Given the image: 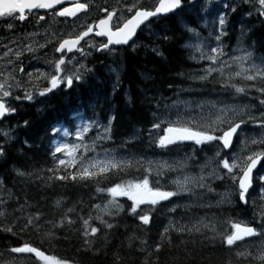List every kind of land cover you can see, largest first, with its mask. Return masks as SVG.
<instances>
[{"label":"trees","instance_id":"obj_1","mask_svg":"<svg viewBox=\"0 0 264 264\" xmlns=\"http://www.w3.org/2000/svg\"><path fill=\"white\" fill-rule=\"evenodd\" d=\"M156 24L148 33L155 41L152 47L143 49V43L142 48L134 53H130L132 50L128 48L121 49L120 62L124 63V70L116 63L121 74L113 91L110 90L112 79L109 73L116 77L114 68L108 73L106 72L108 64L105 62L107 59L97 60L93 64L92 77L89 78L93 81L88 82L85 79L78 86L77 92L81 95L46 100L40 111L29 105L25 112L13 116L17 122L13 130L14 140L8 142L0 138L1 148L4 150V155L0 158L2 177L0 200L5 201L4 204H0V208L6 212L5 216H0V229L10 227L13 231H0V251L29 243L44 251L45 255L67 260L70 264H144L146 260L149 262L154 260L156 264H261L259 260L253 259L258 254V249L254 244L249 245L257 237L239 241L230 248L222 243L219 236L215 240L211 239L213 233L207 229L191 233L186 231L183 234L172 231L168 234L170 243L168 239H162L160 236L170 222L191 226L200 220H204L205 223L209 221L217 223L221 232L227 229L230 233L231 224L223 223L228 220L246 221L264 230V225L259 223L260 214L264 212V201L260 199L258 179L254 181L246 204L239 202L238 193L230 197V202L216 203L233 188L232 181L225 178L206 181L211 184L213 191H199L202 196L203 194L207 196L205 200L210 203L191 205L184 199V194H181L176 196L177 198H171L170 202H161L155 208L142 205L143 211L140 214L150 211L149 225H143L136 216L130 214L128 209L131 201L127 197H118L117 200L123 205V210L113 216L104 217L113 225L111 229L92 221V225L98 226L100 231L95 237H90V251L85 250L83 237L80 235L79 218L80 216L87 218L89 212L95 216L96 211L92 205L103 206L110 197L107 193L96 192V181L74 183L71 180L48 179L57 174H66L63 167L58 168L51 155L54 151L52 139L58 135L53 134L51 129L58 125L72 129L75 126L74 114L78 111H83L87 117L98 118L102 123L114 117L111 124V139L98 142L95 150L108 149L118 159L128 160L133 165L127 175L113 174L108 181L101 184L102 187H110L122 179L126 181L137 176L142 178L143 167L148 166L146 163L148 157L156 160L158 156H164L163 161L168 165L175 166L177 162L186 165L183 169L176 168L175 171L164 170V175L159 177V181L160 186L166 190L174 188L168 183L171 177L184 172L200 173L201 165L214 157L217 151L222 153L219 159L230 157L229 154L225 156L219 142L197 146L193 142L185 141L166 148L157 147L154 139L163 134L162 129L155 138L147 131L151 129L157 115L162 117L165 113L164 108L172 99H177V103L173 105L178 111L187 104L190 119H196L195 121H199L202 116H209V113L204 112L206 107H203L207 101L211 103L220 101L223 106L248 105L256 117L264 113V105L259 103L264 97L256 92L255 88H249L247 94L235 96L231 90H224L218 85L215 88L211 87L214 81L192 79V75L199 73L200 69L193 63L198 61H188L185 51L181 48V34L175 32L180 27L178 29L173 20L168 19L158 20ZM258 25L264 29V20L258 18L246 28L251 30L248 36L255 42L253 47L257 46L263 51L264 45ZM184 33L186 34L185 31ZM165 35L168 39H163ZM147 36L140 35V40L144 42ZM185 38L187 41L191 37ZM190 50L192 51L191 47ZM88 83L90 86L87 88ZM237 83L242 84L241 80ZM253 83L257 86L264 85V81L259 80L251 81L247 85ZM177 90L180 92H176ZM24 121H28L27 126L24 125ZM262 134L264 128L256 126L252 121L247 122L242 125L240 133L236 136L232 152H240L243 147L241 140L245 137L259 138ZM249 149L264 150V145H249ZM247 153L248 151H245V154ZM157 164L154 161L153 165ZM48 169L58 170L49 172ZM17 170L26 175H18ZM260 171H264V161L261 162ZM152 177L154 180L157 179L155 175ZM181 196L182 198H178ZM57 201L61 202L60 206L56 205ZM173 206H177L176 210L169 212L168 209ZM69 208H74L69 216L75 223L69 225L64 221L61 224V217ZM37 213L39 220L31 227L25 228L27 218L35 217ZM141 240L147 242L146 246L141 245ZM157 242H160L162 247L159 252H154L152 249ZM141 247H146L148 251H139ZM244 249H249L251 255L236 257L235 253ZM149 251H152L150 257Z\"/></svg>","mask_w":264,"mask_h":264},{"label":"snow or ice","instance_id":"obj_2","mask_svg":"<svg viewBox=\"0 0 264 264\" xmlns=\"http://www.w3.org/2000/svg\"><path fill=\"white\" fill-rule=\"evenodd\" d=\"M243 3L255 7V11L259 17H264V0H242ZM199 0H116V6L110 10L108 7H99L93 3V0H0V19L8 21L18 20L24 22L28 16L37 15L33 10H45L46 15L48 10H51L53 17H74L72 21V30L68 33L67 38L59 39L54 47V52L59 53V58H47L45 54V63L48 65L47 71L34 69L32 72H26L23 66V60L28 56H35V53L40 49H45L48 45L54 44L58 38L57 33L53 30L51 33L52 38H46L43 43L35 39L39 33H27L22 39L18 37L9 38L7 43L0 41V61L4 63L0 65V118H4L9 114H14L16 108L12 107L9 103L10 99L32 101L35 96L46 97L49 93L64 87L71 89L74 82L80 83L89 74L92 69H89L76 58L75 55L65 59L67 53H79L81 57L91 55L86 48L81 45V41L87 45L88 48H94L97 52H113V46L128 45L133 41L137 30L141 26L150 24L153 18L167 17L169 14H175L177 10H181L187 4L190 8H195ZM69 4L70 6H64ZM258 5V7H256ZM98 7L99 12L103 13V17L99 18L93 23H87L88 12L90 8ZM217 8L219 5L216 6ZM225 9L229 8L227 3L223 4ZM233 12L236 10L233 6ZM201 11H207V5H202ZM83 13L84 19L81 20L78 14ZM252 13L249 12L248 15ZM45 20V15H39L37 23ZM76 21H80L77 24ZM67 23V21H65ZM227 13L218 12L216 17V26L213 31L215 34L216 46L197 44L195 50L199 52L201 60H207L209 63L199 70V73L193 74L192 79L199 81H214L218 83L224 90H231L235 96L247 94L249 88H255V91L264 97V85L257 86L256 83L252 85H242L237 83L238 80L243 81H264V58H261L260 63L254 61L253 53L242 49L239 44L235 51H243V55H229L224 50L222 37L228 33L226 31ZM12 23L7 24L9 30L13 29ZM186 31L191 35H195L199 39L197 29L186 25ZM78 29H80L78 31ZM243 35V29L241 30ZM90 34L95 37L101 38L99 41L90 38ZM212 33H210V36ZM163 39H168L165 35ZM14 45V47L10 46ZM133 43V47H134ZM192 47V45H189ZM154 51H156L154 49ZM159 55V52L157 51ZM225 57H227L225 59ZM195 58V57H193ZM250 62L248 67L245 63ZM19 74H24L21 76ZM26 77V78H25ZM17 91H22L23 96L15 94ZM261 105H264V98L259 100ZM175 106V105H173ZM200 107V105H198ZM210 115L208 117L202 116L199 121L192 119L185 120L183 115L179 112L176 114L175 119L165 117L161 119L159 115L156 116V121L152 123L150 132L162 129L163 134L158 135L154 139L157 147L166 148L169 145L178 142L190 141L195 145L200 146L204 144H211L212 142H219L223 145L224 149L231 150L233 145L234 135L238 133L242 125L252 121L256 126L264 128V113L259 117L252 114L248 105L242 106H229L224 105L219 108L215 104L210 105ZM81 123L75 127L74 136L77 141L83 142L85 139L84 134L88 133L92 128H102V132L97 133V136L89 146L83 143L69 144V143H56L54 144V151L51 153L53 159L59 167H63L66 174L54 175L48 177L49 180L56 179L75 182H88L96 181V192L98 194L107 193L110 197L103 206L100 204H93L92 208L96 211L93 216L89 212L87 218L80 216L81 223L80 235L83 237V244L85 250H91L90 237H95L100 228L93 226L92 221H97L98 225L111 229L113 225L108 222L104 217L113 216L119 211L123 210L117 198L127 197L131 201V206L128 209L130 214L143 224L149 225L151 214L144 212L141 208L142 205H148L152 208L160 205L161 202H170L171 198L187 193L196 195L197 189H206L213 191L210 183L206 181L210 179L223 180L225 178L232 181L233 188L228 195L222 196L221 201L218 203L230 202V197L238 193L239 202L247 203V194L253 186L257 177L254 176V170L257 169L259 163L264 161V150L251 151L249 145L260 146L264 145V134L261 137H252L251 139L245 137L241 140L243 147L240 152H233L231 157L219 159L222 155L220 151L214 154V157L209 158L200 167L199 175L185 174L183 177H177L170 181L174 185L173 190H166L160 186L159 177L164 175V170L175 171L176 168L183 169L186 165L182 162H177L175 166L164 164L153 165L152 161H148V166L143 167L144 175L142 178L139 176L133 177L129 180H121L110 187H102L101 184L108 181L113 174H125L133 166L128 160L118 159L115 154L108 149H103L102 154L95 156H86L87 152H95V145L111 139V124L114 117H110L107 125H99L97 121L84 120L79 113L74 114ZM28 121H24L27 126ZM167 124L165 127L164 125ZM53 134H62L64 137L73 135L67 128L62 126H53L51 129ZM5 139L10 138L8 131L0 132ZM152 137H150L151 139ZM83 151H80V149ZM245 151L249 154L244 155ZM57 153L63 154L66 158L57 157ZM4 155L3 148H0V156ZM218 159V163L216 160ZM223 169L224 171H221ZM58 169H48L49 172H55ZM139 171V168L137 169ZM206 173V174H205ZM20 176L26 173L17 170ZM155 175L156 180L153 182L150 178ZM258 179L262 185L260 199L264 201V175H259ZM11 195V193H9ZM5 201L0 200V204ZM61 202L57 201L56 205L60 206ZM190 206V205H189ZM177 206L169 208V212H174ZM112 209L116 211L113 212ZM74 211V208L66 210L64 216L61 217V224L67 221L69 225L75 223L69 214ZM6 212L0 208V216H5ZM261 219L259 223L264 225V212H261ZM39 213L35 217L29 216L25 228L31 227L35 221L39 220ZM223 223L231 224V231L225 229L223 232L219 231L217 223L204 220L198 221L191 226L181 225L175 222H170L165 226L164 230L160 233L162 239H168L169 233L172 231L178 234L184 232L191 233L192 231L200 232L202 229H207L213 233L211 239L215 240L217 236L220 237L223 244L230 248L235 246L237 242L244 241L245 238L264 236V230L257 229L243 222L225 221ZM56 225H54L55 227ZM24 229H22L23 231ZM0 231L12 232V228H3ZM147 242L141 240V245L146 246ZM162 244L157 242L152 249L154 252L161 250ZM139 251H148L146 247H141ZM12 253H30L34 254L36 261L40 264H70L67 260H58L54 256L45 255L37 247L24 243L22 246L13 247L10 249ZM152 251L148 252L149 257ZM236 257H247L251 255L249 249L237 251ZM119 259V258H117ZM253 259L259 260L264 264V244L258 248V254ZM144 264H156V261L149 262L146 260Z\"/></svg>","mask_w":264,"mask_h":264},{"label":"flooded vegetation","instance_id":"obj_3","mask_svg":"<svg viewBox=\"0 0 264 264\" xmlns=\"http://www.w3.org/2000/svg\"><path fill=\"white\" fill-rule=\"evenodd\" d=\"M145 2H150V0H145ZM93 3L95 5H98L99 7H108L109 10L116 6V0H93ZM227 3L229 5V8L225 9L223 7V4ZM202 5H207V11H201ZM219 5L217 8L216 6ZM64 6H70L69 4H65ZM235 7V11L233 12L231 9L232 7ZM258 7V5L256 6ZM34 12L37 13V15H29L28 19H26L24 22H20L18 20H13V21H8L6 19H0V41L7 43L9 38L12 37H18L22 39L25 34L27 33H39L40 35L36 36L35 39L38 40L39 42L43 43L46 38H52L51 33L53 30L57 33L58 38L55 40L54 44L48 45L45 49H40L35 53V56L28 55L24 60H23V66L25 68L26 72H32L34 69H40L42 71H47L48 65L45 63V54H47V58H59L60 54L54 52V47L58 43L59 39L67 38L68 33L71 32L72 30V21L75 20L76 18L74 17H53L51 15V10H48V14L46 15L45 10H33ZM218 12H226L227 13V26H226V31L227 35L222 37V40L227 42L230 45H234L237 36H240L239 33L236 35L237 31V22L235 20H247V19H252L253 21H257L258 18H262L258 16V13L255 11V7L245 4L242 2V0H199V3H197L195 8H190L187 4H185V7L181 10H177L175 14H169L167 17H158L162 19H168V20H173V22L179 27L180 24L186 19L191 18L192 21H199L200 25L199 26H192L196 28L201 34H206V31H203L207 28L205 25V20L213 19L214 23L212 25H209L207 28V31H212L213 27L216 26V17L218 15ZM251 12V15H248V13ZM39 15H45V20L38 21ZM81 18V20L84 19V14L80 13L78 14ZM103 17V13L99 12L98 7H93L89 9L88 12V20L87 23H93L94 21H97L99 18ZM67 21V23H65ZM12 23L14 25L13 29L9 30L7 28L8 23ZM77 24L80 23V21H76ZM172 26V25H171ZM144 27V26H143ZM142 27V28H143ZM66 28V29H65ZM68 29V30H67ZM182 32L186 31V28H181ZM62 30L65 32L62 34ZM80 29H78L79 31ZM258 30H264L262 28ZM173 31V30H172ZM250 32L251 30H245ZM177 32V31H175ZM263 32V31H262ZM245 36V41L242 43L248 47L250 45V41L252 38L250 36ZM91 39H94L96 41H99L101 38L95 37L93 34L90 35ZM84 42L81 44L83 45ZM131 46L133 43H129ZM14 47V45H10ZM141 47V46H140ZM116 49L117 47H114ZM2 51V50H0ZM88 52L91 53V55H88L86 62L87 64H92L94 63V58L92 57L96 52L90 48L87 50ZM73 55H78L77 53H67L65 56V59H68L72 57ZM82 58V57H80ZM4 62L0 61V65H2ZM92 72V71H91ZM90 72V74H91ZM21 76H24V74H19ZM26 78V77H25ZM65 89L64 87H61L60 89L54 91L53 93H49V97H57V94L60 93V90ZM15 94L23 96L22 91H17ZM70 94V93H67ZM43 98L38 95L35 96V99ZM9 103L12 105V107L16 108L15 114H22L25 112V110L28 108V105H30L27 100H15V99H10ZM34 102H32V106H34ZM14 114H9L4 118H0V132H2L4 129H11L12 126L10 125L12 121V117L16 116Z\"/></svg>","mask_w":264,"mask_h":264},{"label":"rangeland","instance_id":"obj_4","mask_svg":"<svg viewBox=\"0 0 264 264\" xmlns=\"http://www.w3.org/2000/svg\"><path fill=\"white\" fill-rule=\"evenodd\" d=\"M205 25L207 26V28H208V21H206V23H205ZM207 28L205 29V30H203V31H206L207 33L206 34H203V35H199V39H197L196 38V36H194V39L192 40V42H191V45H192V50H193V52H194V56L193 57H195L194 59L195 60H197L199 63H201V65H202V68H203V66H206L209 62L207 61V60H201L200 58H199V56H200V54H199V52H197L196 50H195V45H197V44H203V45H211V46H216V41H215V35L214 36H210V33L211 32H209V31H207ZM66 29V28H65ZM68 30V29H67ZM65 32V30L63 31L62 30V34L61 35H63V33ZM213 34V33H212ZM211 38H212V40H213V43H211ZM243 42V40L242 39H240L238 42H236L227 52H228V54L229 55H243L244 54V52L243 51H235V49L237 48V45L239 44V46L242 48V49H246L247 51H250L249 49H248V47H245L244 46V44L242 43ZM85 48H86V50H88L89 48L87 47V45L85 44V45H83ZM149 48V45H146L145 47H144V49H148ZM81 56H80V54L78 53V55H76V58L78 59V60H80V62L81 63H83L84 65H86V67H87V62H86V60L84 59V58H80ZM254 57V56H253ZM227 57H225V59H226ZM260 60L261 59H258V58H255L254 57V61L257 63V64H259L260 63ZM249 63L250 62H246L245 63V67H248L249 66ZM202 68H199V69H202ZM118 69H116V71H117ZM251 81H243V80H241V83H242V85L243 84H246L247 85V83H250ZM212 85H211V87H213V88H215V86L217 87V85L220 87V85L218 84V83H214V82H212L211 83ZM221 88V87H220ZM250 89H251V87H250ZM176 92H180V90H177ZM216 93H218V91H216ZM172 103V104H171ZM169 102V105L168 106H166V108H164L165 109V113L164 114H162V117H163V119L165 118V117H167V118H170V116H171V114H177V112H181V114H183V117H184V119L185 120H188V119H190V116H189V114H188V111H185L186 109H182V110H177V108L175 107V106H173V104H176L177 103V99H172V102ZM186 107L188 106L187 104H184ZM170 106H172V107H170ZM217 106V108H219L220 106L219 105H216ZM198 110H200V107H199V109ZM183 111H185V112H183ZM194 111V110H193ZM204 112L205 113H209V115L211 114L210 113V109L209 108H206L205 110H204ZM81 117H83V116H81ZM83 119L84 120H91V121H97L98 123H99V125H102V126H104V125H107V124H104V123H102L100 120H97V119H87V118H84L83 117ZM192 120H196V119H192ZM81 123V120L80 119H77V121H76V124H75V127L77 126V125H79ZM75 127L74 128H72V129H69L72 133H73V135H70V136H68V137H64L62 134H59L60 135V137H57V139H55V142L56 143H69V144H77V143H83V144H87V145H89V146H91L92 145V141L95 139V137L97 136V133H98V131L99 132H102V128H92V129H90V131L88 132V133H85L84 134V137H85V139L83 140V142H81V141H77L76 139H75V136H74V132H75ZM159 132H157L156 133V136H157V134H158ZM82 149V148H81ZM82 151H83V149H82ZM98 154H102V151H99V152H96L95 154H93L92 156H95V155H98ZM63 155V154H62ZM87 156V155H86ZM89 157H91V156H89ZM63 158H66V157H64L63 156ZM261 172V174L260 175H264V171H260ZM200 173H198L197 175H199ZM178 177H183V176H178ZM199 191H202V190H196V195H190V194H187V193H183L184 194V199L187 201V203H189V204H191V205H198V204H200V203H210V201H208L207 199L205 200V198H207V196H205L204 194H203V196H202V194H200L199 193ZM204 192H206L207 190L206 189H204L203 190ZM189 196V197H187V196ZM234 196V195H233ZM222 197V196H221ZM221 201V200H220ZM217 202H219V201H216V203ZM255 243H259L260 244V246L262 245V244H264V239H261V240H259V241H257V242H255ZM254 244V243H253ZM8 253H12L11 251H8L5 255L6 256H8ZM14 260H12L11 262H10V260H9V264H14V262H13ZM37 264H40V262H37Z\"/></svg>","mask_w":264,"mask_h":264},{"label":"bare ground","instance_id":"obj_5","mask_svg":"<svg viewBox=\"0 0 264 264\" xmlns=\"http://www.w3.org/2000/svg\"><path fill=\"white\" fill-rule=\"evenodd\" d=\"M214 23V22H213ZM200 25V23H199V21H197V20H195V21H192L191 20V26H199ZM263 26V25H262ZM260 28H262L261 27V25H258V29H260ZM178 29H179V27H178ZM175 31H177V33H179V34H181V37H182V43H181V48L185 51V53H186V58H187V60L188 61H190V60H195L194 58H193V56H194V52H192L191 50H190V44H189V42H192V38H189V40H188V42L185 40L186 38H185V36H187V33L185 34L184 32H182V31H180V29L179 30H175ZM259 31V33L262 35V43H263V45H264V30H258ZM197 32L199 33V35H203V34H201L198 30H197ZM209 32H211V33H213V30L212 31H209ZM258 33V34H259ZM185 34V35H184ZM205 34V33H204ZM149 36V35H148ZM212 36H214V34H212ZM257 36V35H256ZM153 37H146L145 39L146 40H144V42H141L140 43V48H142V44L144 43V45H143V49H144V47L146 46V45H149V47H152L153 46V44H155L154 42V40L152 39ZM223 41V40H222ZM211 43H213V40H212V38H211ZM255 42L253 41V40H251L250 41V45L248 46V49L250 50V52H252L253 53V56L255 57V58H258V59H261V58H264V50L262 51V50H259L258 48H257V46H256V48L255 47H253V44H254ZM223 45L225 46L224 47V50H225V52H227L233 45H230V44H228L227 42H225V41H223ZM256 45V44H255ZM90 49V48H89ZM88 49V50H89ZM92 50L94 51V52H96L95 51V49L94 48H92ZM135 51H137V50H132V51H130V53H134ZM228 53V52H227ZM87 57H89V56H87ZM87 57L86 58H84L85 60L87 59ZM93 58H94V60L95 61H97V60H103V59H105V56H103V55H101V54H98L97 52H96V54H94L93 56H92ZM120 58H121V53L119 52L118 53V56H117V62H114V66L115 67H117V64L116 63H118L119 65H120V67L119 68H123V70H124V63H122V62H120L121 60H120ZM82 59V58H81ZM95 61H94V63H92L91 65L90 64H87V68H89V69H92V72H93V64H95ZM103 61H105V60H103ZM197 61V60H196ZM107 64H108V67H107V70H106V72L108 71V73L110 72V68H109V65L111 64V62H109V60H107V61H105ZM194 64H195V66L197 67V69L198 68H202L201 67V65L198 63V62H193ZM92 72H91V74L89 73L88 75H89V78H91L92 77ZM118 74H121V71L120 72H117ZM109 75H110V77H111V79H112V84H111V88H110V90L111 91H113L114 90V87L117 85V81L119 80V78L118 77H115V76H112L110 73H109ZM91 81H93V80H91V79H89L88 80V82H91ZM90 86V83H88V86H87V88ZM123 92H124V94L126 93V90L124 89L123 90ZM68 97H72V95H71V93L70 94H66V96H65V98L67 99ZM32 102H34V106H32V107H35V109H37V108H41V107H44L43 105H41L40 103H39V101H38V99H34V100H32ZM211 104H215V105H219L220 107L221 106H223L222 104H221V102L219 101V102H214V103H211V102H209V101H207L206 103H204L203 104V107H206V108H209L210 109V105ZM229 106H234V105H229ZM182 109H186L185 111H188L187 110V107H182ZM181 109V110H182ZM185 111H183V112H185ZM181 113V112H180ZM183 115V114H182ZM160 118L161 119H163L161 116H160ZM176 118V114H171V116H170V118L169 119H175ZM164 126H167V124H165ZM149 130H150V128H149ZM147 131L148 133H149V135H151L153 138H155L156 137V133H157V130L156 131ZM161 130V129H160ZM159 130V131H160ZM8 142H10L9 140H7ZM11 143H13V142H11ZM220 144V143H219ZM220 147H221V149H222V151L225 153V154H229L230 155V157H231V155H232V147H231V150H227V149H224L223 148V145L222 144H220ZM0 148H1V144H0ZM253 151V150H252ZM256 151V150H255ZM166 152V151H165ZM93 154H95V152H87V153H85V155H87V156H92ZM247 154H249V153H247ZM247 154H245L244 153V155H247ZM163 157L164 156H158L157 158H156V160H153L152 158H151V156H149L148 157V159L146 160V163L148 162V161H152L153 163H154V161H155V163H158V164H164V161H163ZM1 160V159H0ZM260 165H261V163H259L258 164V167H257V169H255L254 170V176L255 177H257V179H258V176L261 174V172H260ZM187 172H184V173H178L180 176H183V175H185ZM188 174H191V175H197L198 173H188ZM258 181H259V179H258ZM171 186H173L174 187V185H171ZM253 187H254V183H253V186H252V188L250 189V191H252V189H253ZM261 187H262V185H261V183H260V181H259V184H258V189L259 190H261ZM198 190H204V189H198ZM249 191V192H250ZM260 193H261V191H259ZM181 194H183V193H181ZM249 194V193H248ZM248 194H247V196H248ZM183 196V195H182ZM182 196L181 197H178V198H182ZM177 198V197H176ZM242 220V219H241ZM249 223V222H248ZM261 239H264V237H262V236H257V239L256 240H254L253 242H251L249 245H251V244H253L254 243V245H255V247L258 249L259 247H260V244L259 243H255V242H257V241H259V240H261Z\"/></svg>","mask_w":264,"mask_h":264},{"label":"water","instance_id":"obj_6","mask_svg":"<svg viewBox=\"0 0 264 264\" xmlns=\"http://www.w3.org/2000/svg\"><path fill=\"white\" fill-rule=\"evenodd\" d=\"M139 30V29H138ZM138 30H137V32H138ZM82 42V41H81ZM123 46H125V45H123ZM234 137H235V135H234ZM234 139V138H233ZM258 167V166H257ZM252 227V226H251ZM250 238V237H249ZM246 239V238H245Z\"/></svg>","mask_w":264,"mask_h":264}]
</instances>
